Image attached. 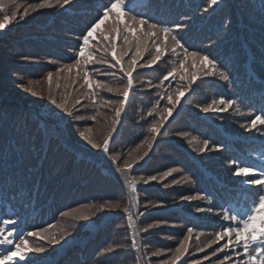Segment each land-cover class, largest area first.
Masks as SVG:
<instances>
[{
  "label": "trees",
  "instance_id": "obj_1",
  "mask_svg": "<svg viewBox=\"0 0 264 264\" xmlns=\"http://www.w3.org/2000/svg\"><path fill=\"white\" fill-rule=\"evenodd\" d=\"M34 2L37 0H18L19 11ZM103 3L106 0H72L70 6L30 12L23 20L0 29V221L16 220L20 234L52 224L55 227L49 229V234L57 239L60 227L85 237L93 223L104 221L84 242L65 245L66 252L56 262L44 260L56 251L54 244L29 238L30 243L39 244L45 251L28 253L23 261L17 258L16 264H160L169 258V250L177 246L188 227L204 233L200 238L202 246L220 230L221 224L228 223L220 219L222 210L242 211L257 196L258 186L247 185L244 177L234 175L232 162L264 170V126L251 131L241 127L255 115L264 114V0H219L210 8L206 0H132L130 7L154 21L169 26L184 24L178 34L185 46L215 59L218 70L225 71L229 80L218 75L198 78L192 90L181 97L149 155L130 171L129 176L139 181L138 206L132 209L137 227L158 225L139 234V253L131 246L132 230L122 210L97 211L91 207L109 200L120 201L122 208L127 206L129 190L115 171L110 155H121L122 164L123 157L150 135L147 128L154 117L147 113L157 102L164 108L167 101L160 97L179 82L177 77V81L164 82L162 88L146 84H159L174 59L170 53L153 68L134 73L136 87L130 93L108 153L93 148L79 132L92 127L102 140L114 115L110 108L101 109L107 113V123L103 117L91 121L87 117L95 110L90 101H84L86 106L76 114L85 119L76 121L51 103L45 83L36 85L37 90H45L43 98L21 87L29 80L42 81L48 71L71 62L82 43L80 37L95 22ZM93 37L97 39L95 33ZM247 62L259 79L247 73ZM93 68L115 71L102 65L90 66L89 70ZM100 95L103 99H120L106 91ZM219 97L235 100L238 107L221 112H203L197 107ZM218 125L233 137L228 138ZM192 136L200 143L189 144ZM203 140L209 144L200 152L197 149L203 146ZM171 168L178 171L163 180L147 184L140 180ZM197 195L202 198L182 199ZM197 208L205 211L197 212ZM71 209L79 210V218L61 215ZM195 243L194 233L184 258L188 264L211 252L206 249L196 253ZM114 245L119 247L104 251ZM11 247L0 245V253ZM155 251L161 255L152 256ZM215 261L216 257H212L203 264ZM233 264H243V258H234Z\"/></svg>",
  "mask_w": 264,
  "mask_h": 264
},
{
  "label": "snow or ice",
  "instance_id": "obj_2",
  "mask_svg": "<svg viewBox=\"0 0 264 264\" xmlns=\"http://www.w3.org/2000/svg\"><path fill=\"white\" fill-rule=\"evenodd\" d=\"M206 2L210 8L217 5L219 0H206ZM71 3L72 0H37V2L28 3L22 11H19L21 5L18 0H0V13H3L0 15V29H5L18 19L23 20L30 15V12L57 7L63 8L66 5L70 6ZM131 3L132 0H106V3L100 6L95 22L80 37L82 43L71 62L62 64L54 72L48 71L42 81L29 80L27 85L22 84L21 87H24L33 96L43 98L45 90L43 88L37 90L36 85L45 83L47 98L51 103L76 121L85 119L84 116L76 114L81 107L86 106L84 101H90L95 110V114L87 117L91 121H98V117H103L107 123V113L102 112L101 109L110 108L114 115L107 134L103 135L102 140L97 134H94L92 127L79 132V135L93 148L102 149L108 153L110 141L117 131V125L121 122L122 114L126 112L130 93L136 87L134 73L139 69L153 68V66L158 65L162 57L169 53L174 57L170 61L171 66L166 74H163L159 84L152 85L151 81L146 82L148 87L162 88L164 82L170 79L177 81V77H179V82L175 88L167 90L160 97L167 101L166 106L161 109L159 102H157L147 113L148 116L154 117L147 128L150 135L145 136L126 157H123L122 164L120 163L121 155L116 153L110 155L111 161L116 164L115 171L120 174L129 190L127 206L122 208L120 201L111 200L91 206L97 211L122 210L126 214L128 226L132 230L131 246L139 253L142 250L137 240L139 234L141 232L146 233L158 225L150 223L144 228L137 227L132 209L138 206L136 193L139 181L135 177L129 176L130 171L133 170L134 165L149 155L168 118L180 104L181 97L192 90L198 78L218 75L224 81H228L229 75L225 71L218 70L217 61L210 58L208 54L190 51L185 46V43L182 42L183 37L178 34L179 30L185 27L184 24L175 23L169 26L154 21L146 13L136 12L133 7H130ZM102 25L103 28H101ZM94 33L97 37L95 40ZM190 61L197 63L192 64ZM94 65L107 66V69L115 71H100L95 68L90 71V66ZM196 68L198 70H193ZM97 76L104 78L97 79ZM120 80H125L126 83L121 85ZM141 83L145 82L142 81ZM104 91L116 94L120 99L118 101L103 99L100 94ZM233 106H237V102L224 97L212 99L203 105H197L203 112L227 111ZM258 126H264V114H257L241 125L246 131L257 129ZM179 135L187 137L189 134L179 133ZM188 142L189 144L200 143L195 136H192ZM202 144L203 146L197 149L200 152L206 150L209 141L203 140ZM232 164L235 166L234 175L244 177V183L247 185L258 186L257 196L250 204L246 203L242 211L222 210L220 219L228 223L226 225L221 224L220 230L214 232L213 238L203 243L202 246L200 238L204 233L188 227L177 246L173 250H169V258L161 260L160 264H178L182 260L183 264H188L184 258L189 253L194 233L195 252L204 253L206 249L211 250V252L203 255L202 259H192L191 264H203L204 261H209L212 257H216L215 264H233L234 258L236 260L243 258V264H264V170L254 166H240L236 161H233ZM176 171L178 169L171 168L158 175H150L146 179L141 177L140 180L147 184L158 179L163 180ZM173 183H177V181H173ZM199 198L202 197L199 195L182 197L185 200ZM196 211L202 212L205 209L197 208ZM207 211H211V209H207ZM78 212V209H71L61 213V215L66 218H79L76 215ZM16 223L17 221L14 219L0 221V245L12 246L0 253V264H16L17 258L23 261L28 253L45 251V248L39 244L30 243L29 238L37 237L40 240H46L49 244H58L61 239L69 235L68 229L65 227L59 228V239L56 235L49 234V229L55 227L52 224L45 228L20 234L15 227ZM9 225L12 227H8ZM213 246H215L214 250H212ZM115 247L119 246L114 245L104 251H113ZM218 254L220 255L218 256ZM151 255L160 256L161 252L155 251Z\"/></svg>",
  "mask_w": 264,
  "mask_h": 264
},
{
  "label": "rangeland",
  "instance_id": "obj_3",
  "mask_svg": "<svg viewBox=\"0 0 264 264\" xmlns=\"http://www.w3.org/2000/svg\"><path fill=\"white\" fill-rule=\"evenodd\" d=\"M89 222V221H88ZM91 222H89L90 224ZM79 237L75 236L73 234H69L68 236L64 237V239H61L58 244H54V246L59 249V251L63 250V247L67 245L68 243L76 242Z\"/></svg>",
  "mask_w": 264,
  "mask_h": 264
}]
</instances>
